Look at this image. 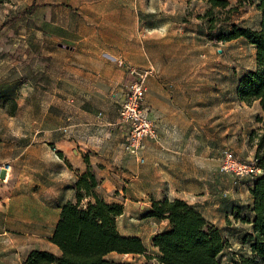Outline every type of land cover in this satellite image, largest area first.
Listing matches in <instances>:
<instances>
[{"label": "crops", "instance_id": "0c3cea01", "mask_svg": "<svg viewBox=\"0 0 264 264\" xmlns=\"http://www.w3.org/2000/svg\"><path fill=\"white\" fill-rule=\"evenodd\" d=\"M8 1L0 6V27L8 22L0 30V113L20 121L8 125V138L24 151L0 164L11 166L7 179L18 181V188L30 196L38 192L43 212L38 225L52 229L49 240L56 248L32 250L60 253L52 239L62 207L77 202L73 186L90 171L98 184L82 203L123 204L118 231L141 238L147 249L155 235L169 229L167 220L147 217L151 198L183 200L214 222L209 213L218 208L223 186L237 187L220 172L221 153L234 147L233 137L248 144L256 126L251 106L237 94L210 107L201 76L188 78V46L171 47L160 33L164 26H170L171 38L198 29L183 22L184 16L161 17V9L146 8L144 0ZM31 7L32 14L22 15ZM132 67L155 70L145 102L159 140L146 142L144 164L124 150L118 125ZM241 116L247 117V128L241 127ZM226 120L236 125V134L229 135L234 127H220ZM14 198L8 196L0 212L9 214ZM19 222L31 228V211Z\"/></svg>", "mask_w": 264, "mask_h": 264}, {"label": "rangeland", "instance_id": "374dc122", "mask_svg": "<svg viewBox=\"0 0 264 264\" xmlns=\"http://www.w3.org/2000/svg\"><path fill=\"white\" fill-rule=\"evenodd\" d=\"M144 1L146 8L149 4L160 8L161 17L179 16L178 19H182L181 16H184L186 21L183 22L198 29V34H193L188 29L187 35L171 38L166 34L170 31V26H164L161 27L160 33L163 40L170 39L168 43L171 47L188 46V78L196 74L201 76L202 94L203 97L207 94L210 107L214 102L232 100L237 94L240 79L256 68L255 48L242 38L225 43L217 41L216 37L230 33L234 26L257 29L261 14L257 10L255 1L230 0V6L227 10H214L209 17H206L207 4L198 0ZM164 34L165 36H163ZM190 88H192V84L189 80L188 98L194 94L189 90ZM249 111L256 126L254 131L258 132L262 124H258L253 115L261 113L259 104H253ZM2 113H0V159H13L15 156H19L17 154L24 151V148L15 147L14 143L9 140L8 125L20 126L21 123L19 120L12 119L13 116L2 115ZM190 120L191 117L188 114V123ZM220 123V127L225 130L234 127L233 130H229V135L231 133L236 134L237 128L236 125H232V122L226 120ZM241 127H248L246 116H241ZM189 135L190 132H188ZM239 139L240 136L231 138L235 145L234 147L228 146L226 149L242 159H250L257 155L256 140L251 141L250 138L249 143L243 145V141H239ZM21 159H25V156L22 155ZM254 181L255 179L242 180L235 189L232 188V184L231 186H223L221 192H228V196L223 197L221 194V198L216 200L218 208L209 213L211 220L222 231L229 243L228 248L220 256L222 264H239L241 257L251 256L250 242L247 237L252 233V224L250 223L253 218L250 211L252 198L249 189ZM230 182H233L232 178ZM16 183L18 181H12V179L0 181V209L5 206L6 202L4 201L8 196L15 197L11 201V212L9 214L0 212V264H20L24 256L32 249H56L49 240L52 229L41 228L38 225L39 217L43 214L40 203L41 197L38 196V192L34 189L33 195L30 196L27 189L18 188ZM29 211H31L34 224L31 228L25 229L19 225V221L25 214L28 215ZM25 230L32 232L31 240L29 235H25ZM147 246L148 253L152 256L154 251L152 245L147 244ZM112 257L115 260L131 261L135 264H159L157 259H148L144 255L120 256L112 254Z\"/></svg>", "mask_w": 264, "mask_h": 264}, {"label": "trees", "instance_id": "16d2710c", "mask_svg": "<svg viewBox=\"0 0 264 264\" xmlns=\"http://www.w3.org/2000/svg\"><path fill=\"white\" fill-rule=\"evenodd\" d=\"M193 1V0H189ZM207 4L206 17L214 10H227L230 0H200ZM261 20L257 29L234 26L228 34L219 35V42H232L245 39L255 48V70L239 81L237 95L242 103L252 106L258 103L262 115L256 122L263 127L251 133V141H257V155L260 166L264 168V0H254ZM9 2L0 0V6ZM35 7L22 15L32 14ZM199 18H202L199 16ZM8 22L4 23L2 30ZM211 29V28H210ZM98 184L93 172H88L74 186L76 203L62 207L60 219L53 233V242L60 253L46 250H32L22 264H135L110 257L118 255H144L157 259L159 264H222L221 254L229 243L222 231L194 205L183 200L171 201L168 198L157 201L151 198L152 209L148 218L167 220L169 229L154 236L152 247L158 250L157 257L148 255L143 240L139 237H125L120 234L117 219L124 214L123 204H108L96 199L95 203L83 204L92 195ZM252 204V233L250 257H241L239 264H264V174L255 179L249 189Z\"/></svg>", "mask_w": 264, "mask_h": 264}, {"label": "built area", "instance_id": "2783aa9c", "mask_svg": "<svg viewBox=\"0 0 264 264\" xmlns=\"http://www.w3.org/2000/svg\"><path fill=\"white\" fill-rule=\"evenodd\" d=\"M123 65L122 62H120ZM131 82L126 85L124 99L119 107L118 125L123 129L124 150L138 163L146 162L143 154L147 141H158L159 131L154 120L149 116L146 105L147 83L155 75L153 68L132 67L129 69ZM11 171L9 164H0V181H8L7 173ZM220 172L230 176L233 184L242 180L256 179L264 174L259 160L242 159L228 149H224L220 157ZM225 192L223 197H227Z\"/></svg>", "mask_w": 264, "mask_h": 264}]
</instances>
